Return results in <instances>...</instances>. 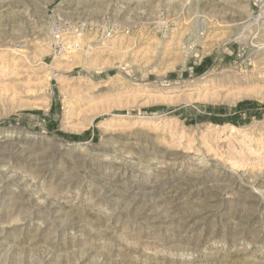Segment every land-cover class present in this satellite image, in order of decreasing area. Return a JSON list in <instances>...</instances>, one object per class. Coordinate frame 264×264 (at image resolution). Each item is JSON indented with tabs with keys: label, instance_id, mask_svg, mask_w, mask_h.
<instances>
[{
	"label": "rangeland",
	"instance_id": "374dc122",
	"mask_svg": "<svg viewBox=\"0 0 264 264\" xmlns=\"http://www.w3.org/2000/svg\"><path fill=\"white\" fill-rule=\"evenodd\" d=\"M0 264H264V0H0Z\"/></svg>",
	"mask_w": 264,
	"mask_h": 264
},
{
	"label": "built area",
	"instance_id": "2783aa9c",
	"mask_svg": "<svg viewBox=\"0 0 264 264\" xmlns=\"http://www.w3.org/2000/svg\"><path fill=\"white\" fill-rule=\"evenodd\" d=\"M49 44L54 56L71 55L93 45H103L122 35H128L130 28L112 21L92 22L87 19H67L58 11L47 15Z\"/></svg>",
	"mask_w": 264,
	"mask_h": 264
},
{
	"label": "bare ground",
	"instance_id": "6f19581e",
	"mask_svg": "<svg viewBox=\"0 0 264 264\" xmlns=\"http://www.w3.org/2000/svg\"><path fill=\"white\" fill-rule=\"evenodd\" d=\"M90 48V47H89ZM76 54H77V52H74L73 54H71V55H62L63 56V58H65V59H62V60H66V61H71V59L72 58H74L75 56H76ZM65 56V57H64Z\"/></svg>",
	"mask_w": 264,
	"mask_h": 264
},
{
	"label": "trees",
	"instance_id": "16d2710c",
	"mask_svg": "<svg viewBox=\"0 0 264 264\" xmlns=\"http://www.w3.org/2000/svg\"><path fill=\"white\" fill-rule=\"evenodd\" d=\"M244 105V104H243Z\"/></svg>",
	"mask_w": 264,
	"mask_h": 264
}]
</instances>
